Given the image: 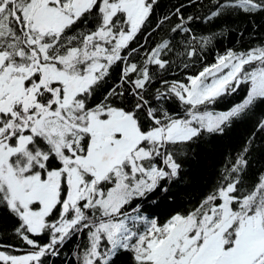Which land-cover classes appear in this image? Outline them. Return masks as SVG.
<instances>
[{
	"label": "snow or ice",
	"instance_id": "snow-or-ice-1",
	"mask_svg": "<svg viewBox=\"0 0 264 264\" xmlns=\"http://www.w3.org/2000/svg\"><path fill=\"white\" fill-rule=\"evenodd\" d=\"M157 2L0 0V210L31 247L0 250V264H49L84 235L76 264H118L122 254L132 264H264V173L245 182L247 146L196 207L163 222L143 211L181 179L191 144L264 104V47H257L228 50L186 82L163 81L152 105L144 95L154 82L149 65L168 66L162 54L172 51L170 41L145 53L142 65L128 57ZM212 2L208 20L264 12V0ZM174 15L181 23L172 32H190L193 17L179 8ZM210 39L201 37V47ZM196 54L191 46L188 55ZM120 64L121 84L93 104ZM242 84L240 103L212 110ZM126 92L130 107L114 103ZM172 97L183 114L163 106Z\"/></svg>",
	"mask_w": 264,
	"mask_h": 264
},
{
	"label": "trees",
	"instance_id": "trees-1",
	"mask_svg": "<svg viewBox=\"0 0 264 264\" xmlns=\"http://www.w3.org/2000/svg\"><path fill=\"white\" fill-rule=\"evenodd\" d=\"M214 7L212 0H158L155 13L150 17V24L130 44L129 47H134L137 51L128 57L129 62L142 65L146 59L145 53H150L164 40L170 41L172 51H168L166 55L162 54V59L169 61L168 66L159 69L156 65H149L154 82L144 95L152 105L158 106L160 103L155 99L156 90H163L168 86L163 81L186 82L188 76L196 75L205 67L215 64L218 56L228 50L243 52L264 47V12L229 14L208 20ZM177 8L185 19L193 17L185 24V27L191 30L188 33L172 32L173 27L181 23L177 15H174ZM165 16L170 18L159 23ZM192 36L196 39L192 40ZM201 37H211L205 47H201ZM191 46L196 48L195 56L188 55ZM123 66L122 64L114 66L108 82L93 97V104L101 102L114 86L121 84ZM135 76L133 73L132 77ZM123 87L129 89L131 85L125 84ZM246 93L247 87L242 84L236 92L218 100L212 106V110L228 111L240 103ZM132 102L127 92L124 100L117 98L114 101L127 107H130ZM163 106L173 114H183L184 105L175 97L163 101ZM261 120H264V104L258 105L242 118L234 120L230 127L225 128L223 134H206L191 144L188 154L180 158L183 165L181 179L173 181L168 186V192L156 198L155 204L144 202L142 206L144 213L149 217H158L159 221L163 222L176 212H185L196 207L217 186L222 179V172L232 166L245 146L248 147L245 182L254 181L264 173V130H258ZM18 226L19 222L10 213L0 210V245L4 246L0 250L11 251L13 254L31 250V247L16 234L15 229ZM39 240L42 244L48 242L46 236L40 237ZM86 244V235L74 237L60 249L58 257L49 258V264H76L74 252L82 250ZM118 264H132L130 255L122 254Z\"/></svg>",
	"mask_w": 264,
	"mask_h": 264
},
{
	"label": "rangeland",
	"instance_id": "rangeland-1",
	"mask_svg": "<svg viewBox=\"0 0 264 264\" xmlns=\"http://www.w3.org/2000/svg\"><path fill=\"white\" fill-rule=\"evenodd\" d=\"M225 71H227V70H225Z\"/></svg>",
	"mask_w": 264,
	"mask_h": 264
}]
</instances>
